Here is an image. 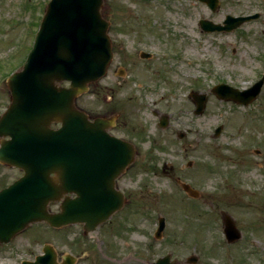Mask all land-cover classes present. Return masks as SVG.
<instances>
[{"label": "rangeland", "instance_id": "1", "mask_svg": "<svg viewBox=\"0 0 264 264\" xmlns=\"http://www.w3.org/2000/svg\"><path fill=\"white\" fill-rule=\"evenodd\" d=\"M47 2L0 0V113L9 102L6 76L23 64ZM256 11L230 31L198 23ZM101 13L113 58L75 103L91 115L117 113L109 132L134 144L135 159L117 180L127 200L85 235L77 223L29 224L0 244V264L32 259L46 243L58 256L80 255L77 264H150L165 254L173 264H264V83L247 105L211 91L218 83L245 89L264 73V0H218L215 10L200 0H103ZM192 90L206 95L196 114ZM21 173L0 163V188ZM224 214L240 231L232 242L222 233ZM159 216L165 227L155 237Z\"/></svg>", "mask_w": 264, "mask_h": 264}, {"label": "water", "instance_id": "2", "mask_svg": "<svg viewBox=\"0 0 264 264\" xmlns=\"http://www.w3.org/2000/svg\"><path fill=\"white\" fill-rule=\"evenodd\" d=\"M102 1L49 0L25 63L7 79L10 102L0 115V162L22 169L23 175L0 189V242L41 220L56 227L80 222L88 232L123 203L113 182L136 151L131 143L105 131L113 124V116L90 121L74 105L76 96L106 72L112 58L108 21L100 12ZM202 1L211 9L218 4V0ZM257 15H226L224 24L200 19L199 24L209 31L230 30ZM63 80L69 86H60ZM263 80L264 75L241 91L226 84L212 90L221 98L247 103L257 95ZM192 96L195 113H199L205 95ZM52 122L60 126L52 128ZM183 188L194 194L188 185ZM60 198L59 211L48 212L49 201ZM163 227L160 217L156 235ZM223 230L228 241L239 236L227 215ZM43 252L21 264H52L50 246L45 245ZM168 259L166 255L152 264H169ZM188 260L195 262L197 257Z\"/></svg>", "mask_w": 264, "mask_h": 264}, {"label": "flooded vegetation", "instance_id": "3", "mask_svg": "<svg viewBox=\"0 0 264 264\" xmlns=\"http://www.w3.org/2000/svg\"><path fill=\"white\" fill-rule=\"evenodd\" d=\"M117 180L118 178L115 180V187H118ZM71 255H72V258L68 260L64 259L63 255H60V256L57 255V262L59 264H77V262H79L80 255L79 256H75L73 254ZM104 257H106V259H111V257L109 256V253H106ZM92 264H111V263L107 260H102L101 258L98 257L95 261L92 262Z\"/></svg>", "mask_w": 264, "mask_h": 264}]
</instances>
